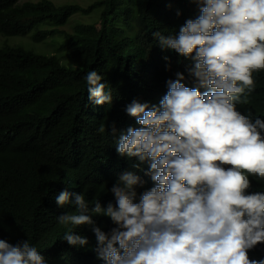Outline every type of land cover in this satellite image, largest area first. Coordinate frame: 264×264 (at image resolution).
Wrapping results in <instances>:
<instances>
[{
	"label": "clouds",
	"instance_id": "clouds-1",
	"mask_svg": "<svg viewBox=\"0 0 264 264\" xmlns=\"http://www.w3.org/2000/svg\"><path fill=\"white\" fill-rule=\"evenodd\" d=\"M191 1L178 33H152L176 53L168 65L176 79L153 103L125 106L136 121L116 151L139 163L110 189L115 204L68 190L55 197L76 206L57 217L71 225L62 239L85 247L88 238L74 229L92 226L104 264H264V192L248 190L250 177L264 182V0ZM84 79L90 101L112 104L100 73ZM94 216L115 227L102 230ZM0 264L47 261L29 240L0 238Z\"/></svg>",
	"mask_w": 264,
	"mask_h": 264
},
{
	"label": "trees",
	"instance_id": "trees-1",
	"mask_svg": "<svg viewBox=\"0 0 264 264\" xmlns=\"http://www.w3.org/2000/svg\"><path fill=\"white\" fill-rule=\"evenodd\" d=\"M19 2L0 0L2 36L32 32L36 41L58 34L61 40L58 54L0 47V238L13 244L29 240L47 264H104L94 251L92 226L74 229L88 238L85 247L62 239L71 225L57 217L75 212L76 206L61 207L55 197L68 190L104 207L115 204L110 189L119 174L139 163L116 151L120 133L136 121L125 106L134 99L153 103L160 87L176 79L168 70L176 53L161 48L152 33H178L177 23L188 20L194 2ZM94 11H100L97 20L79 22L73 32L58 30L75 14ZM92 70L111 88V105L88 99L84 77ZM101 124L103 134L97 131ZM253 178L249 192H264V182ZM93 218L104 231L115 227L106 216Z\"/></svg>",
	"mask_w": 264,
	"mask_h": 264
},
{
	"label": "rangeland",
	"instance_id": "rangeland-1",
	"mask_svg": "<svg viewBox=\"0 0 264 264\" xmlns=\"http://www.w3.org/2000/svg\"><path fill=\"white\" fill-rule=\"evenodd\" d=\"M27 0H20L19 3ZM30 1H39V0H30ZM55 4H64L75 2L79 3L83 6H88L95 0H52ZM100 15V11H94L89 14L77 13L67 22L65 26L58 28V30H63L67 32H73L74 27L77 23H90L98 19ZM32 32L23 35H13V36H2L0 34V47L4 45L11 46H22L24 48L33 50L37 53H45V54H58L59 53V45L61 40V34L57 36H48L45 40L36 41L33 39Z\"/></svg>",
	"mask_w": 264,
	"mask_h": 264
}]
</instances>
